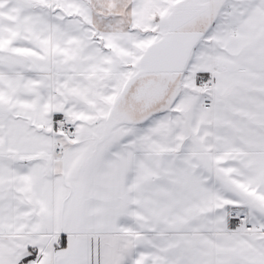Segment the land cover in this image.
<instances>
[{
	"label": "snow or ice",
	"instance_id": "obj_1",
	"mask_svg": "<svg viewBox=\"0 0 264 264\" xmlns=\"http://www.w3.org/2000/svg\"><path fill=\"white\" fill-rule=\"evenodd\" d=\"M0 264H264V0H0Z\"/></svg>",
	"mask_w": 264,
	"mask_h": 264
}]
</instances>
